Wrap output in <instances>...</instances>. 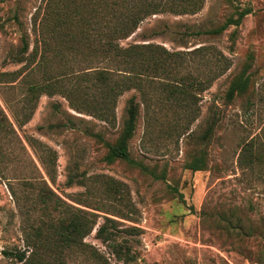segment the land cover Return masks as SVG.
Segmentation results:
<instances>
[{
    "label": "rangeland",
    "instance_id": "1",
    "mask_svg": "<svg viewBox=\"0 0 264 264\" xmlns=\"http://www.w3.org/2000/svg\"><path fill=\"white\" fill-rule=\"evenodd\" d=\"M43 3L0 0V70L26 65L10 57L22 33L28 53L33 50L32 16ZM245 7L251 11L238 26L219 35L196 34ZM119 43H154L175 53L177 62L169 74L142 75L143 93L133 88L118 95L112 122L74 109L60 93L41 94L24 120L23 75L41 81L37 64L17 81L0 84V107L14 130L0 135V264H19L2 251L26 249L31 226L65 214L44 201L47 186L64 202L97 214L82 241L110 264L123 263L96 236L104 216L115 219L118 230L134 225L142 231L118 232L115 241L133 254L127 264H264V0H203L193 14L151 15ZM79 60L60 65L77 75L105 66L123 69L96 57ZM245 68L247 90L227 100L230 81ZM176 81L191 82L193 96L168 99L167 85ZM132 95L139 110L130 157L163 178L104 159L103 140L113 143L119 136ZM212 119L213 132L200 141ZM200 149L206 150L205 166L192 171L186 163ZM84 256L75 252L70 264H97Z\"/></svg>",
    "mask_w": 264,
    "mask_h": 264
},
{
    "label": "trees",
    "instance_id": "2",
    "mask_svg": "<svg viewBox=\"0 0 264 264\" xmlns=\"http://www.w3.org/2000/svg\"><path fill=\"white\" fill-rule=\"evenodd\" d=\"M202 3L203 0H44L43 5L32 16V31L35 36L33 50L28 53L27 34L22 33L18 49L10 57L11 62L25 60L26 65L11 71L0 70V84L8 85L17 81L25 69L37 64L38 70L42 71L41 81L32 80L31 74L23 75L28 78L21 98L24 120L31 115L41 94L60 93L74 109L112 122L118 95L133 88L140 94L143 93L145 80L142 75L155 74V78L159 74H169V66L177 62L175 53L168 52L157 44L132 43L122 46L119 41L135 32L138 24L151 15L193 14L200 9ZM250 11L249 7L237 9L234 15L228 16L221 24L202 32L196 31V34L219 35L230 25L238 26ZM11 18L21 26L16 13ZM95 57L102 62H114L123 69L105 66L77 75L60 65L68 60L86 61ZM35 58L37 61L32 63ZM52 64L58 65L52 67ZM54 70L57 74H54ZM246 70L242 69L230 81L225 92L227 100H232L247 90L249 75ZM191 84L176 81L174 85H167L168 99L190 98L193 96ZM199 84L195 83L196 86ZM138 110V102L132 95L126 101V116L119 136L113 143L103 140L106 146L104 159L108 163L117 159L124 160L155 178H163L142 162L130 157L128 140L134 133ZM215 121L212 119L208 123L199 137L200 141L205 142L210 137ZM7 132L13 133L14 130L0 107V135ZM205 162L206 150L200 149L186 163V167L192 171L200 170L204 168ZM67 182H73V178L68 177ZM43 195L44 201L49 200L52 208L63 209L65 214L53 219L54 221H41L36 226H31V233L27 234L25 240L27 248L15 252L3 250V255L19 264H70L71 256L79 252L85 255V259H92L97 264H110L94 246L82 241L93 228L97 214L64 202L48 186ZM179 196L182 197L180 193ZM75 202L89 207L88 203H82L81 200ZM114 223L115 219L104 216L103 223L96 229V236L110 247L118 261L127 264L133 260V254L129 246H122L115 241L119 236L118 232L136 235L142 231L134 225H126L118 230Z\"/></svg>",
    "mask_w": 264,
    "mask_h": 264
}]
</instances>
